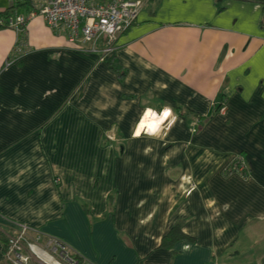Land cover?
<instances>
[{"label":"crops","instance_id":"crops-1","mask_svg":"<svg viewBox=\"0 0 264 264\" xmlns=\"http://www.w3.org/2000/svg\"><path fill=\"white\" fill-rule=\"evenodd\" d=\"M140 1L108 53L39 17L13 52L0 27V235L25 225L90 264H264L263 7ZM177 223L192 241L160 247Z\"/></svg>","mask_w":264,"mask_h":264},{"label":"built area","instance_id":"built-area-1","mask_svg":"<svg viewBox=\"0 0 264 264\" xmlns=\"http://www.w3.org/2000/svg\"><path fill=\"white\" fill-rule=\"evenodd\" d=\"M7 1L11 10L0 16V26L13 31V52L19 53L17 46L25 36V25L37 17L52 32L63 35L71 45L95 44L103 39V52L108 53L118 37L136 21L142 5L140 0ZM9 59L15 61L13 56ZM139 134L150 132L142 127ZM106 138L112 139L110 136ZM13 231L5 236L0 264H90L55 237L21 224L15 225Z\"/></svg>","mask_w":264,"mask_h":264},{"label":"trees","instance_id":"trees-1","mask_svg":"<svg viewBox=\"0 0 264 264\" xmlns=\"http://www.w3.org/2000/svg\"><path fill=\"white\" fill-rule=\"evenodd\" d=\"M224 0H215V5L217 7V10L220 11V5ZM233 1H240V2H248V3H255V4H259L263 7V11H264V0H233ZM11 9H8L7 12H9ZM4 14V13H3ZM6 14V12H5ZM2 15V13H0V16ZM1 28H7V27H3L0 26ZM108 65V69L112 72H114L115 74H117V77L121 80L122 77L125 75L124 71H120V69L113 64L112 62L107 63ZM183 117H191L193 118V114H190L189 112H184L183 114H180ZM212 113L207 116V119L212 117ZM239 166L238 162H234L233 164H231L230 166L227 167L226 172L228 173H236L237 171H239V168H237ZM242 171V175L245 174L246 171H244V169L241 168ZM240 171V172H241ZM182 224L181 223H177L175 224L170 231L161 239L159 246L160 247H164L167 249H170L175 243L179 242V241H183V240H188V241H192L191 238H189L188 236H186L185 234L182 233V228H181ZM0 241H2L3 245L5 244V238L2 237L0 235ZM138 264H142L141 262H139Z\"/></svg>","mask_w":264,"mask_h":264},{"label":"bare ground","instance_id":"bare-ground-1","mask_svg":"<svg viewBox=\"0 0 264 264\" xmlns=\"http://www.w3.org/2000/svg\"><path fill=\"white\" fill-rule=\"evenodd\" d=\"M165 117V115H159V116H154V115H150V116H145L144 119H142L141 123H140V127H146V129L151 128V127H155L154 129L157 128L158 124L157 122H160L162 119ZM153 130V129H151ZM149 131V130H148Z\"/></svg>","mask_w":264,"mask_h":264},{"label":"clouds","instance_id":"clouds-1","mask_svg":"<svg viewBox=\"0 0 264 264\" xmlns=\"http://www.w3.org/2000/svg\"><path fill=\"white\" fill-rule=\"evenodd\" d=\"M150 115H153V114H150ZM150 115H148V116H150ZM154 116H156V117H157V114H154ZM166 119H167V118H166ZM166 119H165V120H166ZM165 120H164V121H165ZM169 120H171V118H170ZM164 121H163V122H164ZM159 124H160V125H159ZM159 124H158L157 128L155 129V130H156V132H157V131H158V129H159L161 126H162V123H159ZM145 128H146V127H145ZM156 132H154V133H156Z\"/></svg>","mask_w":264,"mask_h":264},{"label":"rangeland","instance_id":"rangeland-1","mask_svg":"<svg viewBox=\"0 0 264 264\" xmlns=\"http://www.w3.org/2000/svg\"><path fill=\"white\" fill-rule=\"evenodd\" d=\"M32 21H33V20H32ZM32 21L28 22V24H29V23H31ZM28 24H27V25H25V27H26V30H27V26H28ZM7 235H9V234H7Z\"/></svg>","mask_w":264,"mask_h":264},{"label":"snow or ice","instance_id":"snow-or-ice-1","mask_svg":"<svg viewBox=\"0 0 264 264\" xmlns=\"http://www.w3.org/2000/svg\"><path fill=\"white\" fill-rule=\"evenodd\" d=\"M165 115H167V113H165Z\"/></svg>","mask_w":264,"mask_h":264}]
</instances>
